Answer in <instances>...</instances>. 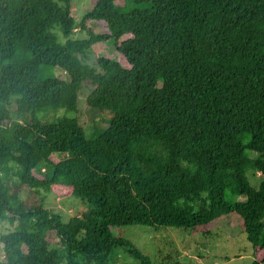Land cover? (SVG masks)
<instances>
[{
    "label": "trees",
    "instance_id": "16d2710c",
    "mask_svg": "<svg viewBox=\"0 0 264 264\" xmlns=\"http://www.w3.org/2000/svg\"><path fill=\"white\" fill-rule=\"evenodd\" d=\"M125 1L93 0L77 22L72 0H0V168L85 203L64 220L17 204L0 175V220L17 221L0 234V264H110L118 246L151 264L111 228L207 235L229 214L252 247L243 264H264V0ZM77 27L89 37H73ZM110 38L128 66L95 55ZM80 92L108 115L89 137L68 114ZM50 111L62 113L42 120Z\"/></svg>",
    "mask_w": 264,
    "mask_h": 264
},
{
    "label": "rangeland",
    "instance_id": "374dc122",
    "mask_svg": "<svg viewBox=\"0 0 264 264\" xmlns=\"http://www.w3.org/2000/svg\"><path fill=\"white\" fill-rule=\"evenodd\" d=\"M77 22L81 19L87 8L91 7L93 0H72ZM118 3H126L125 0H118ZM95 33H105L106 24L91 21L87 24ZM73 37H89L87 29L81 30L75 28ZM93 51L96 56H104L112 59H118L123 66L128 63L122 53L117 49V45L112 38L105 41H98L93 44ZM54 76L69 80L64 72L55 69ZM85 94V88L82 90ZM80 112H68L69 115H78L80 123L86 129V135L89 137L98 133L108 125V115L94 114L85 107V95L80 92ZM60 111H63L61 109ZM62 112H47L42 115V120H51L54 116ZM66 113V112H65ZM24 119L23 116H15ZM28 118V117H27ZM26 118V119H27ZM7 123V122H4ZM65 154H54V159H60ZM17 168L13 165L7 168H0V175L8 181L10 192L16 193V203L22 202L24 206H35L42 204L62 215L64 220L74 215H80L85 203L78 198L59 197L52 192L44 190L29 189L18 183ZM259 173L256 177H249L254 185H258ZM226 199L234 201L235 197L226 195ZM239 198H237L238 200ZM10 214V213H9ZM8 214V215H9ZM240 218L236 214L225 215L212 228L207 235L200 231H189L181 228H162L154 230L146 225H123L111 228L112 233L117 237H124L135 244L150 259L151 264H243L252 260L251 244L245 239V234L240 229ZM8 218L0 220V234L10 231L14 228ZM52 237L55 238L54 234ZM0 242V260L3 259V247ZM134 263L133 257L123 247L113 248L110 254V264Z\"/></svg>",
    "mask_w": 264,
    "mask_h": 264
}]
</instances>
